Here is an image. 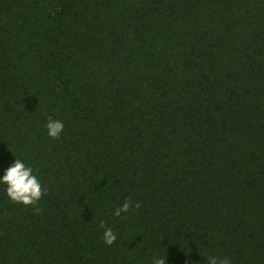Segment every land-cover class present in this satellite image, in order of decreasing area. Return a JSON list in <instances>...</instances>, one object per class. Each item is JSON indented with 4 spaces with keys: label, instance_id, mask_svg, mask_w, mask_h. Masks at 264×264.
<instances>
[{
    "label": "trees",
    "instance_id": "obj_1",
    "mask_svg": "<svg viewBox=\"0 0 264 264\" xmlns=\"http://www.w3.org/2000/svg\"><path fill=\"white\" fill-rule=\"evenodd\" d=\"M15 157L44 191L0 185V264H264V0H0Z\"/></svg>",
    "mask_w": 264,
    "mask_h": 264
},
{
    "label": "clouds",
    "instance_id": "obj_2",
    "mask_svg": "<svg viewBox=\"0 0 264 264\" xmlns=\"http://www.w3.org/2000/svg\"><path fill=\"white\" fill-rule=\"evenodd\" d=\"M47 135L51 138H58L64 129V122L59 119L49 118L45 124ZM0 185H4L7 197L17 203L24 205L35 204L41 197L44 189L40 179L35 174L33 168L25 160L15 157V159L3 169L0 174ZM130 207L138 208L139 202H133L126 198L119 206L113 209L114 216L127 213ZM103 231V241L106 245H111L117 239L116 232L111 227H105L104 222H100ZM207 264H232V261L225 257L219 259L214 255L206 257ZM151 264H165V257L153 256Z\"/></svg>",
    "mask_w": 264,
    "mask_h": 264
}]
</instances>
